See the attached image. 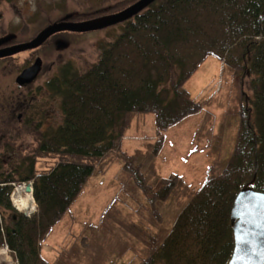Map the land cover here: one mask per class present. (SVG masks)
I'll use <instances>...</instances> for the list:
<instances>
[{
    "label": "trees",
    "instance_id": "16d2710c",
    "mask_svg": "<svg viewBox=\"0 0 264 264\" xmlns=\"http://www.w3.org/2000/svg\"><path fill=\"white\" fill-rule=\"evenodd\" d=\"M120 25L123 32L86 72L72 64L61 67L63 123L42 138L30 166L12 180L33 183L37 212L28 230L22 215L17 214V221L13 216L15 232L7 236L4 214L15 213L13 189L0 185V248L6 246L17 264H66L60 255L53 263L47 261L41 244L112 155L122 160L138 189L152 196V206L167 202L181 180L172 176L155 186L146 183L141 167L122 150L127 117L154 114L162 137L199 113L202 105L184 86L214 57L231 70L254 76L253 96L245 97L239 112L233 155L219 175L191 194L161 243L158 237L149 238L140 264H228L234 249L231 211L238 193L251 183L264 193V0H157ZM156 147L155 153L161 140Z\"/></svg>",
    "mask_w": 264,
    "mask_h": 264
},
{
    "label": "rangeland",
    "instance_id": "374dc122",
    "mask_svg": "<svg viewBox=\"0 0 264 264\" xmlns=\"http://www.w3.org/2000/svg\"><path fill=\"white\" fill-rule=\"evenodd\" d=\"M134 1L0 0V38L14 33L19 41H27L68 15L81 16L76 18L77 22H84L105 16V11L118 13ZM123 29L124 25H117L103 31L67 35L69 49L56 51L48 43L38 53L49 54L48 63L58 61V75L65 64H72L84 73L98 63L104 48ZM29 54H20L8 60L6 66H0V97L19 94L15 80ZM253 79L251 74L231 70L220 60L209 57L184 86L192 99L202 105L199 113L171 127L162 137L154 114L129 115L122 150L141 167L148 185L155 186L162 179L178 176L180 187L167 202L152 206L149 201L152 196L138 189L135 180L123 170L122 160L109 156L42 242V256L52 263L60 255L66 264H140L147 256L145 243L149 238L158 237L161 243L191 194L228 164L237 143L241 106L246 96H253ZM57 109L59 126L64 120L59 97ZM160 140V151L155 153ZM40 164L39 170L43 167ZM10 202L15 213H5V222L12 227L11 218L20 214L28 230V223L37 212L36 202V210L30 217L17 211L11 199ZM3 260L0 264H5Z\"/></svg>",
    "mask_w": 264,
    "mask_h": 264
},
{
    "label": "flooded vegetation",
    "instance_id": "af4514ba",
    "mask_svg": "<svg viewBox=\"0 0 264 264\" xmlns=\"http://www.w3.org/2000/svg\"><path fill=\"white\" fill-rule=\"evenodd\" d=\"M74 34L76 33L56 34L35 50L0 59V66L4 67L8 60L15 59L20 54L30 53L18 76L32 67L38 59H41L43 63L38 77L32 83L20 86L15 80L18 86L15 90L19 92L17 96L9 94L0 97L1 186H9L13 183L12 180L20 178L19 170L30 166V161L35 157L42 138L58 128V61L48 63L47 55L49 54H39L38 51L48 43L56 49V43L59 40H65L70 45L71 43L66 40L67 35ZM11 35H15V38L1 46L0 49L28 43L37 36L21 42L17 34L10 33L1 37L0 40ZM35 164H37V159ZM14 219L17 221V216H14Z\"/></svg>",
    "mask_w": 264,
    "mask_h": 264
},
{
    "label": "water",
    "instance_id": "95a60500",
    "mask_svg": "<svg viewBox=\"0 0 264 264\" xmlns=\"http://www.w3.org/2000/svg\"><path fill=\"white\" fill-rule=\"evenodd\" d=\"M156 1L139 0L118 13L97 17L84 22H71L70 20L73 16L68 15L59 22L46 26L32 41L0 49V59L35 50L59 33L86 34L115 27L139 15ZM14 38L15 35H11L0 40V47L9 43ZM69 46L63 40H59L56 43L57 50H66ZM42 64V60L38 59L32 67L24 70L17 77V84L24 86L35 81L41 71ZM26 191L31 193L32 188L28 186ZM15 209L18 211L17 208ZM231 226L233 229L234 249L228 264H264V193L255 190L253 183L238 193L231 211ZM11 232H15V230L8 227L7 236Z\"/></svg>",
    "mask_w": 264,
    "mask_h": 264
},
{
    "label": "bare ground",
    "instance_id": "6f19581e",
    "mask_svg": "<svg viewBox=\"0 0 264 264\" xmlns=\"http://www.w3.org/2000/svg\"><path fill=\"white\" fill-rule=\"evenodd\" d=\"M12 187H14L12 185ZM14 190V188H13ZM13 192V191H12ZM34 192V191H32ZM28 193V192H27ZM12 195V193H11ZM14 203L15 206L22 212L25 213L27 217H30L36 210V204H35V199L34 196L31 197L30 195H25L23 189H19L14 197ZM5 251L4 249L0 250V260L5 259ZM8 261V259H5Z\"/></svg>",
    "mask_w": 264,
    "mask_h": 264
},
{
    "label": "built area",
    "instance_id": "2783aa9c",
    "mask_svg": "<svg viewBox=\"0 0 264 264\" xmlns=\"http://www.w3.org/2000/svg\"><path fill=\"white\" fill-rule=\"evenodd\" d=\"M28 185H32V183H28V184L24 183V184H19V185L13 184L14 190H13L12 195H11V200H12V202L14 204V207H17V206H15V203H14V197H15L16 192L19 189H23L25 195H30L31 197H33V192L27 193V191H26V188H27ZM19 212H21V211L19 210ZM3 234L4 235L6 234V232H4V230H3ZM3 249H4L5 254H6L5 255V259H8V261H6L4 259L3 263H5V264H17V262L14 260V258L12 256V253L9 251V249L7 247H5Z\"/></svg>",
    "mask_w": 264,
    "mask_h": 264
}]
</instances>
